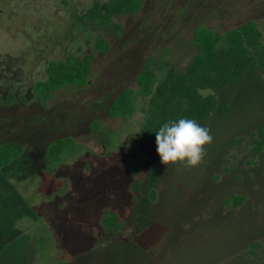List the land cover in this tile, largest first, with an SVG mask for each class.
Listing matches in <instances>:
<instances>
[{"label": "rangeland", "instance_id": "374dc122", "mask_svg": "<svg viewBox=\"0 0 264 264\" xmlns=\"http://www.w3.org/2000/svg\"><path fill=\"white\" fill-rule=\"evenodd\" d=\"M91 1L0 0V145L24 147L0 169V264H264V152L248 165L247 144L235 149L264 123V75L204 91L218 106L199 122L212 139L196 166L164 164L156 140L141 142L145 97L127 118L109 113L125 88L139 91L148 59L160 76L167 63L184 70L200 26L224 33L253 20L264 38V0H144L108 28L81 16ZM68 54L94 55L88 82L42 97L35 82ZM68 135L76 150L48 167L49 143ZM238 194L246 202L226 209ZM106 208L130 210L122 232L104 225Z\"/></svg>", "mask_w": 264, "mask_h": 264}, {"label": "trees", "instance_id": "16d2710c", "mask_svg": "<svg viewBox=\"0 0 264 264\" xmlns=\"http://www.w3.org/2000/svg\"><path fill=\"white\" fill-rule=\"evenodd\" d=\"M143 1L92 0L81 16L99 27L108 28L113 25L116 15L137 12ZM194 43L198 51L184 70H178L167 63L160 76L154 71L152 60L148 59L136 77L139 91L136 92L130 87L125 88L109 107L111 116L127 118L135 111L137 96L146 98L144 120L139 130L142 143L147 144L155 140V131L167 121L190 118L199 123L207 120L218 106V99L213 94H206L205 90L234 85L242 80L250 69H256L264 75V38L261 29L253 20L228 29L224 33L200 26L195 31ZM97 46L101 51L109 49V44L104 38H98ZM93 60V54L84 56L68 54L64 59L50 60L46 66L45 77L35 82L36 91L47 98L61 87L86 84L92 71ZM227 111V106H221L219 109L221 114ZM245 144L250 156L248 165H257L260 155L264 152V123L257 132L239 137L235 149ZM76 148L77 143L70 135L54 139L46 150L47 166L54 168L65 153ZM23 151V145L15 140L2 143L0 169L20 158ZM232 152L230 151V155ZM228 170L227 166L224 172ZM246 200V195L238 194L226 197L223 205L226 209H236ZM129 214V209L121 214L116 209L106 208L104 225L120 233ZM39 239L36 241V248L42 253L46 245L41 244V237ZM260 247V242L252 243L250 253L256 254Z\"/></svg>", "mask_w": 264, "mask_h": 264}, {"label": "clouds", "instance_id": "9594fccd", "mask_svg": "<svg viewBox=\"0 0 264 264\" xmlns=\"http://www.w3.org/2000/svg\"><path fill=\"white\" fill-rule=\"evenodd\" d=\"M156 132V151L164 164L183 162L196 166L204 155V145L211 142L209 129L190 118L163 123Z\"/></svg>", "mask_w": 264, "mask_h": 264}]
</instances>
